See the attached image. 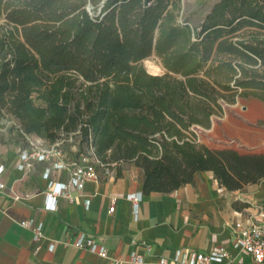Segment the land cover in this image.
Returning a JSON list of instances; mask_svg holds the SVG:
<instances>
[{
  "label": "trees",
  "instance_id": "obj_1",
  "mask_svg": "<svg viewBox=\"0 0 264 264\" xmlns=\"http://www.w3.org/2000/svg\"><path fill=\"white\" fill-rule=\"evenodd\" d=\"M182 0H0V115L23 136L74 138V161L133 162L143 193L212 171L228 190L264 178V154L198 140L226 104L264 102V29L200 39L178 22ZM156 53L165 73L142 61Z\"/></svg>",
  "mask_w": 264,
  "mask_h": 264
},
{
  "label": "crops",
  "instance_id": "obj_2",
  "mask_svg": "<svg viewBox=\"0 0 264 264\" xmlns=\"http://www.w3.org/2000/svg\"><path fill=\"white\" fill-rule=\"evenodd\" d=\"M201 129L199 139L212 149L264 154V102L240 97L225 105L224 114L214 117L210 128ZM52 144L36 135L23 136L15 126L0 127V166H4L0 174L4 183L0 189V264H111V259L75 245L81 233L119 257V264H134L129 262L133 253L154 264L178 249L206 252L221 246L232 250L234 260L227 264H257L232 244L237 222L249 224L258 218L264 223V178L228 190L212 171H199L193 183L168 193L145 195L143 170L133 162L119 161L110 163L109 175L101 167L99 180H87L78 189L70 185L68 167H54L56 157L20 168L24 150ZM63 147L67 162L74 160L76 145L66 142ZM51 180L69 184L74 199L59 196L51 209L47 197ZM113 201L115 209L110 212ZM22 220L42 224L45 238L37 243L33 229L22 226ZM146 245L151 246L149 252Z\"/></svg>",
  "mask_w": 264,
  "mask_h": 264
},
{
  "label": "built area",
  "instance_id": "obj_3",
  "mask_svg": "<svg viewBox=\"0 0 264 264\" xmlns=\"http://www.w3.org/2000/svg\"><path fill=\"white\" fill-rule=\"evenodd\" d=\"M28 136V135H27ZM52 142V141H51ZM70 142L75 144L74 138L70 135L69 138H59L52 142V147H34L31 150H24L21 153L22 163L21 169H28L32 167L34 160H50L52 157H56L58 161L54 163V167L57 169L68 167L71 173L70 185L82 189L87 180H99L100 171L97 165L100 160L97 158L94 152V147L90 146L89 156L84 161L67 162V154L64 150V144ZM76 145V144H75ZM4 172V166H0V174ZM111 173L110 167H105V174ZM50 169L46 173V177H49ZM70 185L64 183H55L50 181L51 191L47 193V197L51 209H55L57 197L63 196L71 200L74 199L70 192ZM4 187V183L0 181V189ZM142 197L139 196V199ZM115 209V201L110 207V212ZM20 224L24 227H30L34 232V239L37 243L41 242L45 238L43 225H35L33 220H22ZM235 230L237 236L233 241L232 247L235 250L249 256L255 263L264 264V223L260 222L258 218H252L249 224H242L237 222L235 224ZM75 245L80 248H87L92 252L99 254L101 257L111 259V264H119L122 260L117 256L109 254L108 249L105 246L100 245L93 237L88 236L86 233H81ZM54 247L50 246V250ZM146 249L149 252L151 250L150 245H146ZM234 260L232 250L227 247H219L218 249H212L206 252L199 250H181L178 249L171 257L162 256L154 264H227ZM130 263L134 264H147L143 255L133 253L129 259Z\"/></svg>",
  "mask_w": 264,
  "mask_h": 264
},
{
  "label": "rangeland",
  "instance_id": "obj_4",
  "mask_svg": "<svg viewBox=\"0 0 264 264\" xmlns=\"http://www.w3.org/2000/svg\"><path fill=\"white\" fill-rule=\"evenodd\" d=\"M178 22L189 24L196 39L220 26L232 27L228 34L250 28L264 29V0H182ZM142 64L150 74L165 73L162 60L156 53L144 59ZM152 65L159 69L154 71ZM14 124L11 116L0 115V127H12ZM201 128L197 127V134L202 132ZM198 140L202 144L199 135Z\"/></svg>",
  "mask_w": 264,
  "mask_h": 264
},
{
  "label": "bare ground",
  "instance_id": "obj_5",
  "mask_svg": "<svg viewBox=\"0 0 264 264\" xmlns=\"http://www.w3.org/2000/svg\"><path fill=\"white\" fill-rule=\"evenodd\" d=\"M153 66V70L156 71L159 69V67L157 65H152Z\"/></svg>",
  "mask_w": 264,
  "mask_h": 264
},
{
  "label": "water",
  "instance_id": "obj_6",
  "mask_svg": "<svg viewBox=\"0 0 264 264\" xmlns=\"http://www.w3.org/2000/svg\"><path fill=\"white\" fill-rule=\"evenodd\" d=\"M198 127H200V126H198Z\"/></svg>",
  "mask_w": 264,
  "mask_h": 264
}]
</instances>
